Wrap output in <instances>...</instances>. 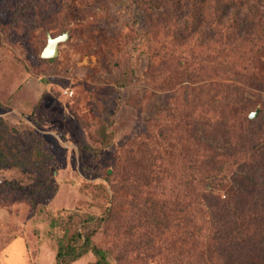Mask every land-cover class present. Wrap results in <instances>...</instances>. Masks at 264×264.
Masks as SVG:
<instances>
[{
	"label": "rangeland",
	"instance_id": "obj_1",
	"mask_svg": "<svg viewBox=\"0 0 264 264\" xmlns=\"http://www.w3.org/2000/svg\"><path fill=\"white\" fill-rule=\"evenodd\" d=\"M263 2L0 0V151L24 162L0 160V264H55L68 215L105 207L90 246L108 264H264L200 196L208 177L264 202ZM47 32L69 36L54 59Z\"/></svg>",
	"mask_w": 264,
	"mask_h": 264
},
{
	"label": "trees",
	"instance_id": "obj_2",
	"mask_svg": "<svg viewBox=\"0 0 264 264\" xmlns=\"http://www.w3.org/2000/svg\"><path fill=\"white\" fill-rule=\"evenodd\" d=\"M262 11H257L255 14V18L257 20L258 30L261 32V44L262 47L264 45V2L261 5ZM253 26V27H254ZM51 34V33H50ZM52 36V35H51ZM53 37V36H52ZM261 47V48H262ZM204 73V72H203ZM246 122L249 121L248 118H244ZM1 136V134H0ZM245 143L248 145L252 144V140L254 138H250L248 136L244 137ZM242 138V140L244 139ZM41 145V142L39 143ZM1 146V145H0ZM31 153L34 154V162H32V166H40L39 164H44V166H48L50 163H53V157L41 147L36 146L34 143L31 147ZM244 155H250L254 158L257 155V152L253 150H249L245 152ZM10 156V159L5 158V164H15V165H24L22 160H18L16 153L13 151L11 155L6 154L4 151H0V160L4 159V157ZM249 157V156H248ZM17 159V160H16ZM206 161L207 165H216L223 164L224 159L223 156H207L203 158ZM259 164V163H258ZM262 164L264 170V153H263V161H260V165ZM259 165V166H260ZM216 167V166H215ZM108 176V175H107ZM208 177L204 178L201 182V191L200 196L202 197L201 201L204 202L206 199L210 198L214 201L215 208L220 211L228 212L229 219L227 220L225 217L222 218L223 221H226L231 228L230 234L228 237L235 242H241L248 245L249 248L253 249L256 252H264V202L262 203L259 199H255L252 201L250 207L241 206L238 204L231 205V201L228 198L220 199V196L216 194V187L220 185V183L212 180L206 181ZM106 201L109 200V196L106 194ZM243 205V204H241ZM230 206V207H228ZM232 206V207H231ZM228 207V208H227ZM210 209V206H207ZM214 208V209H215ZM109 208L105 207L101 216H91V215H82L77 216L76 214L68 215V223L74 225L70 235L65 236L64 244H59L55 253V264H70L72 260L79 258L85 252L91 250L95 254V260L88 264H108L106 262L105 255L103 251L94 246H90V238L97 231L98 227L102 224L103 220L106 219L110 214ZM79 217V220H75ZM216 218V217H215ZM217 219V218H216ZM219 220V218H218ZM58 222L62 223V219L58 220ZM258 253V254H259ZM255 254L253 256H255ZM252 255V254H251ZM264 255V254H263Z\"/></svg>",
	"mask_w": 264,
	"mask_h": 264
},
{
	"label": "water",
	"instance_id": "obj_3",
	"mask_svg": "<svg viewBox=\"0 0 264 264\" xmlns=\"http://www.w3.org/2000/svg\"><path fill=\"white\" fill-rule=\"evenodd\" d=\"M67 33H62L56 37H52L49 32L46 33V45L40 53L42 59H54L58 56L59 44L68 39ZM256 112L249 115V118H253Z\"/></svg>",
	"mask_w": 264,
	"mask_h": 264
}]
</instances>
